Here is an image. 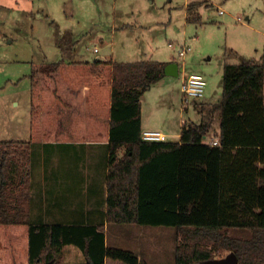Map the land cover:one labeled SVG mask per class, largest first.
<instances>
[{
  "label": "trees",
  "instance_id": "16d2710c",
  "mask_svg": "<svg viewBox=\"0 0 264 264\" xmlns=\"http://www.w3.org/2000/svg\"><path fill=\"white\" fill-rule=\"evenodd\" d=\"M197 9L187 6L188 21L200 20ZM167 64L33 62L30 139L0 140V264H65L57 254L67 244L85 256L68 264H148L108 245L109 223L176 227L175 264H206L220 250L264 264V46L259 59L224 64L221 98L183 124L179 141H147L141 97ZM83 141H108L105 220L33 222V143Z\"/></svg>",
  "mask_w": 264,
  "mask_h": 264
},
{
  "label": "rangeland",
  "instance_id": "374dc122",
  "mask_svg": "<svg viewBox=\"0 0 264 264\" xmlns=\"http://www.w3.org/2000/svg\"><path fill=\"white\" fill-rule=\"evenodd\" d=\"M188 3L198 7L199 21L187 20ZM183 46L191 47L185 57L179 53ZM263 46L264 0H0V140L10 139L8 113L13 120L31 117L33 62L173 60L185 65L187 73L201 72L207 80L202 98L211 102L184 100L182 72L180 77L166 75L141 97L146 121L167 124L169 140L176 141L173 134L178 132L179 110L187 121L207 115L212 103L222 96L224 64L239 62L241 55L259 59ZM218 121L217 112L206 140L219 131ZM32 146L31 220L83 219L80 214L92 207L85 200L77 205L75 199L62 194L84 190L90 179L98 183L103 178L107 145L36 142ZM64 199L66 205H62ZM95 201L99 206L102 200L98 196ZM106 227L109 246L136 249L149 264H175L176 227L129 223ZM142 243L158 249L143 254ZM228 253L217 251L215 258ZM57 256L65 264L85 262L76 244L65 245ZM107 260V264H125Z\"/></svg>",
  "mask_w": 264,
  "mask_h": 264
},
{
  "label": "crops",
  "instance_id": "0c3cea01",
  "mask_svg": "<svg viewBox=\"0 0 264 264\" xmlns=\"http://www.w3.org/2000/svg\"><path fill=\"white\" fill-rule=\"evenodd\" d=\"M189 4L190 3H188L187 6ZM187 16H188V12H187L186 18H187ZM96 52H98V51H96ZM95 60H104V61H113V62H126V61H115L112 58L111 59L102 58V59H95ZM146 60H152V59H146ZM58 61H66V62H69V61H91V60H81L80 59V60H58ZM161 61H164V60H161ZM171 61H173V60H169V61L168 60H165V62H168V63L171 62ZM55 62H57V61H55ZM177 62L179 63L180 66L183 67V71H185V65H182L179 61H177ZM183 71H181V72H183ZM181 72H180L179 75H181ZM151 87L148 90H150ZM148 90H146L145 92H147ZM144 93H143L142 97L144 96ZM200 99H203L205 102H211V101H213V100H210L209 101V99L207 97L200 98ZM197 100H199V99H197ZM141 104H142V100H141ZM4 108H6V107H4ZM184 109H186V108L184 107ZM186 110L188 112V109H186ZM141 111H142L141 112V115H142V120H141L142 130H145V129H159V130H162L163 132H165L167 134V140H169L170 132L167 131L168 125L167 124H162V125L152 124V122H150L149 119H148V121H146V119L144 118L143 105H142ZM179 112H180V117L181 118H180V121L178 122V132H176V133L173 134V135H175L178 138L176 141H179L180 140L182 126L187 121V119H184V117H183V113H182L183 111H182V109L179 110ZM8 117H10V119H7V122H8L7 128H8V131H10V134H11L10 135V139L2 138L1 140H5V139L6 140H20V141H27V140H29L30 139V136H31V128H30L31 117H30V119H27L26 117L25 118L15 117V119L13 120V117L9 113H8ZM21 119L23 120V124L20 123L21 122ZM219 125H220V120L218 121V127H219ZM175 127H177V125ZM219 131H220V128H219ZM219 131L217 133H219ZM207 136H206V138H207ZM209 140L210 139H208L206 141L209 142ZM83 142H97V141H83ZM98 143H104V144L107 145V149H105L106 150V153L103 155V157L104 156L106 157L105 164H104L105 165V169H104V176H103V178L98 183H96L95 180L90 179L89 180L88 188L86 187V189H84V190H80V189H76L74 191L73 190H68V192L70 193L69 195H67V194L66 195H63L62 194V197H65V198L70 197V198L75 199V202L77 203V205L80 204V203H83V200H85V204L86 205H90L92 207V208H90V210L87 213H81L80 214L83 219H81V220H75L74 219L73 222H77V221H82V222L93 221V222L100 223L101 221L105 220L106 203H107L106 202L107 201V182H106V175H107V171H108L109 145H108V141H99ZM32 148H33V146H32ZM72 181H75V180L72 179ZM32 184H33V182H32V178H31V204L33 203L32 200H34V196H32V192H33L32 190H34L33 187H32ZM96 184H97V186L100 189L99 195H97V193H96V190L98 189L96 187ZM98 196L102 200L100 202L99 206L96 205V201H95L96 197H98ZM41 198H43V197H41ZM66 203H68V200L67 199L66 200L64 199V201L62 202V205H66ZM73 204H75V203L73 202ZM97 207H101V208L96 209ZM106 237H107V234H106ZM142 248H143L142 249V253L143 254H146V253H149V252H151V254H152V253L156 252V250L158 249L157 247H153L152 249H149V247L148 246L146 247V245H144L143 243H142ZM128 249H131V248H128ZM135 250H133V251H135ZM139 257L142 259V256H139ZM107 263H108V260H106V264Z\"/></svg>",
  "mask_w": 264,
  "mask_h": 264
},
{
  "label": "built area",
  "instance_id": "2783aa9c",
  "mask_svg": "<svg viewBox=\"0 0 264 264\" xmlns=\"http://www.w3.org/2000/svg\"><path fill=\"white\" fill-rule=\"evenodd\" d=\"M220 12H223V10H220ZM189 49H191L190 46H183L179 51L180 55L184 57ZM95 51H98V49L95 48ZM182 73L184 74L182 75L181 91L184 100L190 102L192 99H200L204 97L205 88L207 86L205 76L200 72L187 73L183 71ZM141 135L142 138L147 141H160L167 139V134L159 129H145L142 130ZM209 142L213 145L219 144V140L215 135L210 138Z\"/></svg>",
  "mask_w": 264,
  "mask_h": 264
},
{
  "label": "water",
  "instance_id": "95a60500",
  "mask_svg": "<svg viewBox=\"0 0 264 264\" xmlns=\"http://www.w3.org/2000/svg\"><path fill=\"white\" fill-rule=\"evenodd\" d=\"M183 71V67L179 65L177 61H171L166 65V75L178 76ZM206 264H239L238 255L231 251L226 256L221 258H213L207 260Z\"/></svg>",
  "mask_w": 264,
  "mask_h": 264
}]
</instances>
